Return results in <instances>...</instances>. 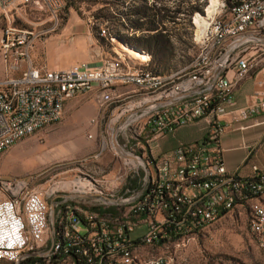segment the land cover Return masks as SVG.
I'll use <instances>...</instances> for the list:
<instances>
[{
    "label": "built area",
    "instance_id": "obj_1",
    "mask_svg": "<svg viewBox=\"0 0 264 264\" xmlns=\"http://www.w3.org/2000/svg\"><path fill=\"white\" fill-rule=\"evenodd\" d=\"M27 7L48 13L50 24L44 31L15 27L14 20L21 19ZM62 7V0H0V17L3 20L0 28V152L58 122L63 102L70 97L92 92L97 106L102 98L114 94L117 86H144L154 81L141 74L140 69L129 68L119 54L99 56L93 62L64 68L48 69L33 64L30 52L34 40L42 32L58 28V12ZM225 7L227 17L221 20L216 33L223 36L238 26H245L250 27L247 37L222 46L220 57L210 64L202 62L201 74L164 87L160 95H153L150 99L137 98L132 101L133 105L123 106L124 109L133 107L128 110L130 124L134 123L132 115H139V121H142L138 136L132 143L134 148L125 150L128 182L135 185L133 188L125 186L111 205L99 207L105 211L129 214L142 212L145 204L153 198H163V205L153 220L147 221V227L138 229L109 228L108 222L90 220L69 211L67 221L63 222L64 252L59 254L57 261L61 257H70L72 261V254H79V264L81 260L96 264L99 248L128 249L143 240L162 242L163 234L176 233V229L186 227H193V234H196L212 217L216 202L236 198V206H227V209L243 207V201L238 200V191L254 194L253 185L264 184V169L257 166H251L246 176L226 172L219 147L224 115L232 121L251 115L264 116V74L256 81V88L247 102L241 106L236 105L232 95L224 100H204V90L227 85L249 62L264 55V42L260 41L264 40V0H244V7L236 10L228 9L227 0ZM211 47L213 44L209 49ZM195 90H203V98H196V102L190 105L175 104V97L184 93L194 94ZM164 100H173V109L151 113V106ZM140 109H148V116H140ZM199 120L203 123L199 140L179 143L158 154L153 152L161 178L159 183H153V189H146L151 171L145 162L144 144H151L156 138ZM89 121L94 122V118ZM259 122L264 124V117ZM46 183L33 186L23 178L0 177V253H8L17 244L31 245V252L51 247L49 197H62L53 202L55 220L60 200H74L56 193L68 189L71 194L86 195L89 202L90 198L101 199L107 189L103 182L102 192H94L95 184L84 177ZM174 185H181V194L173 193ZM246 221L247 227L250 223H257V232L251 234L255 243L264 239V213L254 208V214H247ZM261 252L264 254V250ZM16 260L10 264H15Z\"/></svg>",
    "mask_w": 264,
    "mask_h": 264
},
{
    "label": "rangeland",
    "instance_id": "obj_2",
    "mask_svg": "<svg viewBox=\"0 0 264 264\" xmlns=\"http://www.w3.org/2000/svg\"><path fill=\"white\" fill-rule=\"evenodd\" d=\"M62 1L63 7L58 12L60 19L58 28L42 32L33 42L30 52L33 64L45 66L50 52H58V59L61 62H74L68 66L93 62L99 56L111 55L113 51L126 52L135 62L142 60L140 57L142 50L122 43L112 34L115 30L127 36L132 33L124 27L127 25V19L135 18L129 15V9L137 4L134 0L118 1L112 5L110 12L113 13L114 22L94 16L95 11L103 6L101 2L89 5L79 1L76 6H71L66 5V0ZM220 1L217 0L218 5ZM155 2L170 9L176 7L178 10L174 15L175 24L165 23L173 46L170 54L166 56L169 59L167 70H176L191 64L200 53L198 39L197 41L194 39L198 27L193 21L197 15L205 14V9L210 6V0H155ZM20 18L14 20L15 27L44 31L50 24L48 13L33 7L25 8ZM2 27L3 20L0 17V28ZM132 49L137 50L139 57L132 53ZM132 58L129 57L130 60H133ZM150 60L149 55V71L155 68V64ZM259 61L260 65L264 63V55L260 56ZM131 62L127 61L130 68L140 64ZM145 63L143 62V65ZM187 76L176 78L171 85ZM118 89L119 94H111L114 99L108 105H101L99 101L96 106L92 92L66 99L58 122L22 138L0 152V177L23 178L33 186L47 184V181L57 179L73 181L78 177H84L95 184L98 192H102L104 182L107 189L101 199L106 202H112L119 197L125 186L133 188L135 183L128 182L126 167L128 157L125 150L129 147L134 148L132 143L138 136L142 121H139V115H133L134 123L130 124L128 110L133 107L124 109L123 106L133 105L132 101L137 98L145 99L146 94L133 86ZM145 111L146 109H141L140 116H145ZM91 118H95V122H90ZM139 142L142 144L140 137ZM151 148L153 150L152 145ZM145 157L147 163L154 168L146 145ZM100 181L102 183H98ZM56 194L74 199L61 200L57 206L58 215L61 206H73L76 203L85 210L94 212L98 209L104 210L103 207L92 204V201L88 202L86 195L71 194L68 189ZM60 198L62 197L47 199L48 227L53 232V240L58 233V219L53 220V202ZM259 201L254 199L244 207H235L213 224L197 232L176 251L170 247V243L156 242L151 246H140L135 256L147 259L158 254L164 256L171 254L173 257L169 264H264V254L255 243L246 221L249 210ZM64 216L69 217V213ZM106 217L116 221L122 218V213L113 212V215ZM139 226L145 227L144 224H140L134 229L140 228ZM30 246L24 244L20 251L0 253V264H10L14 259H18L16 264H20L23 259L30 257L41 258L38 263L44 264H74L70 257H63L57 261V255L53 256L56 253L55 245L49 250L39 252H31ZM28 252L30 253L26 254ZM20 256L22 258H19Z\"/></svg>",
    "mask_w": 264,
    "mask_h": 264
},
{
    "label": "bare ground",
    "instance_id": "obj_3",
    "mask_svg": "<svg viewBox=\"0 0 264 264\" xmlns=\"http://www.w3.org/2000/svg\"><path fill=\"white\" fill-rule=\"evenodd\" d=\"M226 2L227 1L225 0H221L220 4L218 5L217 0H210L209 3L210 6L209 8L205 9V14L197 15L195 17L193 22L197 23L196 26L198 27L197 30L198 34L197 33L195 34L194 39L195 40L198 39L200 45V53L194 59V61L188 66H184L164 78L152 76L151 72L145 68V65H143V62H146L147 59L146 56H143L140 53L141 54L140 57L142 58V60L137 61V63L140 64L136 65L135 67L133 66V68L140 69L141 74L146 75L151 80H154L152 83H147L144 86L133 85L135 89L145 92L146 94L145 99H150L153 97V95H160L164 87H171L174 85V84L171 85V82L175 81L176 78L180 79L185 75L191 76V75L201 74L202 62L203 64H210L212 60H217L221 55L222 46H228L230 44H234L250 34V27H245V26H238L236 29L223 36L222 33H216L217 28L221 26V20L227 17V10L225 7ZM243 7H244V0H232L231 4H228L229 10L241 9ZM210 44H213V47L209 49ZM131 51L135 56L138 55L137 50L132 49ZM201 51H204V53L202 54ZM256 64H257V60H253L248 63L246 68L248 69V71H250L256 66ZM126 65H127V61H126ZM237 74L241 75L242 72H239ZM181 81L178 83H181ZM233 85H234V81L230 80L229 83L223 87H211L209 89L204 90V100H224L226 98H229L233 91ZM114 94H119V93H114ZM196 98H203V90H195L194 94L184 93L181 96L175 97V104L190 105L196 102ZM113 99L114 98L112 97V95H110L107 96L106 98H102L100 100V103L101 105H108L113 101ZM167 102H171V103L168 105H164ZM155 106L158 108L153 109ZM172 109H173V100H164L163 102H157L154 104V106H151V113H161L162 111H169ZM140 115H141V109H140ZM144 115L148 116V109H146ZM94 122H95V118H94ZM132 122H133V115H132ZM145 145H151V144H144V156H145ZM145 162L147 163L146 157H145ZM151 166L152 165H149L147 163V167L151 171V173H150V181H146V189H153V183H159L161 178V171L159 166L155 164H153L154 168H152ZM94 192H98V190L95 187H94ZM173 193L181 194V185H174ZM253 193L254 194H246V191H238V200L243 201V207H244V201L253 197H258L264 193V184L253 185ZM162 205H163V198H153L150 202L145 204V208H142V212L129 213V214L122 213V218L117 219L116 221L111 220L108 217L101 215L97 212H94L92 210L89 209L85 210L77 203L73 206L70 205L61 206L59 210V215L57 213V219H58L57 226L59 229V234L56 242L54 243L53 232L51 231L52 240H53V244L51 246L55 245L56 252L59 249L64 252L65 232H64L63 222L67 221L68 217L66 218V216L64 215L68 214L69 211H73L78 214H81L90 220H95L98 222H108L109 228L134 229L140 224H144V226L147 227V221L153 220V216L156 214L157 210ZM227 206H236V198H228L227 202H216L213 205L212 217L207 219V223L202 224V226L199 228V231H201L209 224H213V222L219 220V218L224 216L225 213H228L229 211L233 210V209H227ZM255 209L260 213H264V203H261ZM251 214H254V210L251 212ZM248 226L251 234H255L257 232V223H250ZM194 235L195 234H193V227L176 229V233L163 234L162 242L170 243L171 244L170 247L176 251L179 247L184 246L189 240H191ZM156 242L157 240H143L138 244H132L128 249L112 250L107 248H99V252H97V257H96V264H169L171 258L173 257V255L171 254H169V256L158 254L151 256L147 259H140L139 257L135 256L136 250L140 246H151L154 245ZM257 244L259 245L261 250H264V239H260L259 241H257ZM73 255L79 257V254H72V261H73ZM83 261L88 264H94L92 261L89 260H83ZM81 264H82V260H81Z\"/></svg>",
    "mask_w": 264,
    "mask_h": 264
},
{
    "label": "crops",
    "instance_id": "obj_4",
    "mask_svg": "<svg viewBox=\"0 0 264 264\" xmlns=\"http://www.w3.org/2000/svg\"><path fill=\"white\" fill-rule=\"evenodd\" d=\"M112 54H119L124 60L128 62L132 61L131 63L134 64L137 63V61L135 62V60L126 52L113 51ZM58 55V52H50L49 58L45 62V67L48 69L64 68L71 63H74L61 62L58 59ZM129 57L133 60H130ZM259 63L260 61L257 59V64L252 70L248 71L246 68L241 71V75L237 74L234 76V79L231 80L234 81L231 95L233 96L237 106H241L247 102L248 96L252 90L256 88V81L264 74V63L261 65ZM123 87L125 88L128 86H117L114 88V93H119L120 91L118 88ZM170 103L171 102H167L164 105H168ZM157 108L158 107L155 106L153 109ZM263 117V114L251 115L249 118L238 121L230 120L227 115L222 117L224 129L219 136V147L221 148V155L226 172L246 176L250 173L251 166H257L264 169V124L259 122L263 119ZM202 130L203 123L199 120L187 126L179 127L171 134L156 138L151 142L153 150L151 145H146L150 151V160L153 164L159 166L153 152L158 154L170 150L179 143L197 141L202 136ZM254 199H259L260 201L256 206L249 210L250 212L261 203H264V193L258 197L247 199L244 201V205L250 204V202ZM139 227L141 228V226ZM58 234L59 229L58 233L55 234L54 243L57 240ZM22 245L24 244L15 245L9 252L20 251ZM29 249H31V246Z\"/></svg>",
    "mask_w": 264,
    "mask_h": 264
},
{
    "label": "trees",
    "instance_id": "obj_5",
    "mask_svg": "<svg viewBox=\"0 0 264 264\" xmlns=\"http://www.w3.org/2000/svg\"><path fill=\"white\" fill-rule=\"evenodd\" d=\"M79 1L89 5L95 2H101L103 6L95 11L94 16L110 22H114L113 13L110 12L112 5L117 4L118 1L124 2V0H66V5L76 6ZM134 2L137 4L129 9V15L135 16V18L127 19L126 27L119 24V26L132 31V33L130 32L127 36L125 34H120L119 30H115L112 34L122 43L142 50L140 53L147 58L145 63V68L147 70H149L148 66L150 67V55V62L155 64V68L152 70L150 68L152 76L164 78L180 69L171 70V72H168L170 69L167 70L169 59L166 56L170 54L173 46L170 42V34L165 28V23L167 22L175 24L174 15L178 10L176 7L172 9L167 8L160 3L158 4L155 0H134ZM231 2L232 0H228V4H231ZM166 73L167 75H165ZM251 212L249 211V214H251ZM97 213L104 216L113 215V212L101 209H98ZM60 253H63V251L59 249L53 256L57 255L58 257ZM40 260L41 258L30 257L23 259L20 264H34V262L38 263ZM73 263L79 264L78 256L73 255ZM82 264L88 263L82 260Z\"/></svg>",
    "mask_w": 264,
    "mask_h": 264
},
{
    "label": "water",
    "instance_id": "obj_6",
    "mask_svg": "<svg viewBox=\"0 0 264 264\" xmlns=\"http://www.w3.org/2000/svg\"><path fill=\"white\" fill-rule=\"evenodd\" d=\"M260 41L264 42V40H260ZM90 201H92L93 204L99 206H107L112 204V202H106L105 200H102L100 198H90Z\"/></svg>",
    "mask_w": 264,
    "mask_h": 264
}]
</instances>
